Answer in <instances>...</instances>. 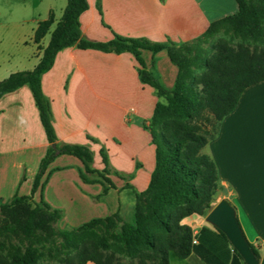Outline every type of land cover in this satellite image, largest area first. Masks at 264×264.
<instances>
[{
	"label": "crops",
	"instance_id": "obj_1",
	"mask_svg": "<svg viewBox=\"0 0 264 264\" xmlns=\"http://www.w3.org/2000/svg\"><path fill=\"white\" fill-rule=\"evenodd\" d=\"M81 15L82 37L109 41L114 34L146 37L155 42L181 44L201 36L213 21L238 11L237 0H88ZM100 2L102 11L98 8ZM68 0H0V81L11 73L32 70L41 61L53 30ZM55 14V22L40 43L39 23ZM5 40V41H4ZM146 67L168 89L179 69L166 49L143 50ZM43 90L51 100L54 125L60 140L84 144L94 153L93 167L103 170L101 150L106 149L114 185L97 173L81 177L82 161L69 154L50 164V177L33 194L63 211L62 229L79 227L95 218L120 213L134 219L135 192L145 191L155 168L156 148L149 128L156 90L142 82L139 64L130 52L62 49L54 66L43 76ZM50 143L40 119L32 89L24 85L0 98V204L17 193L32 195L35 176ZM219 173L218 203L228 199L236 208L243 231L264 255V80L247 87L236 106L219 125L206 146ZM108 191L104 193V187ZM207 215H191L197 239L187 258L170 257V264H231V252ZM87 264H94L88 262Z\"/></svg>",
	"mask_w": 264,
	"mask_h": 264
},
{
	"label": "trees",
	"instance_id": "obj_2",
	"mask_svg": "<svg viewBox=\"0 0 264 264\" xmlns=\"http://www.w3.org/2000/svg\"><path fill=\"white\" fill-rule=\"evenodd\" d=\"M237 2L235 14L213 21L198 38L176 44L116 33L105 42L84 38L80 17L89 8V1L68 0L38 65L32 70L13 72L0 81V98L24 85L30 86L50 143L35 176L32 195L17 193L9 202L0 204V235L23 234L27 241L24 247L12 246L6 255L5 242L0 240V264H170L172 253L180 258L192 253L194 230L183 220L211 211L220 188L217 165L203 149L217 135L220 122L236 108L243 91L264 80V0ZM98 8L102 11L100 2ZM54 22L55 14L51 11L36 28L37 43ZM221 28L234 29L250 43L235 45L219 40L212 54L206 56L202 44ZM75 44L81 49L132 53L139 64L142 82L152 86L164 100L156 103L149 125L156 148L155 168L148 188L135 192L134 219L127 221L120 213H114L79 227L56 230L52 223L63 218V211L43 199L39 203L33 200L37 190L43 191L51 174L50 164L56 157H78L83 163L84 181H91L88 173H97L110 185L114 183L109 175L124 177L113 170L106 149L101 150L105 168L97 170L89 146L64 142L56 132L52 103L43 90L42 80L54 66L58 53ZM164 49L179 69L171 89L147 69L142 56L143 50L155 54ZM193 68L204 70L190 82ZM107 191L105 186L104 193ZM91 227L103 229L100 239L84 237V231ZM216 229L213 232L202 228L200 237L211 233L222 238L226 251L231 252V264H246L227 235ZM250 244L256 256L262 258L258 248Z\"/></svg>",
	"mask_w": 264,
	"mask_h": 264
},
{
	"label": "water",
	"instance_id": "obj_3",
	"mask_svg": "<svg viewBox=\"0 0 264 264\" xmlns=\"http://www.w3.org/2000/svg\"><path fill=\"white\" fill-rule=\"evenodd\" d=\"M207 220L223 231L246 264H264V255L258 258L238 220L236 208L228 199H222L208 213Z\"/></svg>",
	"mask_w": 264,
	"mask_h": 264
},
{
	"label": "rangeland",
	"instance_id": "obj_4",
	"mask_svg": "<svg viewBox=\"0 0 264 264\" xmlns=\"http://www.w3.org/2000/svg\"><path fill=\"white\" fill-rule=\"evenodd\" d=\"M219 40H224L227 41L231 44H239V43H250V41L243 37L240 33H238L237 31H235L234 29H226V28H221L219 31H217L215 34H212L203 44V50L206 52V56H209L212 54L213 52V46L215 43H217ZM5 41V40H4ZM3 42V39L0 40V45ZM203 68H193L192 69V75L189 78L190 82L193 81L194 77L201 74L203 72ZM164 100V99H162ZM209 129H213V126L208 124ZM215 129V128H214ZM203 152L207 153V149L206 147L203 149ZM218 204V200L215 199L214 202V206ZM210 212V211H209ZM208 212V213H209ZM206 213V214H208ZM2 218L3 216L0 214V225L2 224ZM128 220V221H132ZM52 226L56 229V230H62V228L59 225V221L52 223ZM103 235V229L100 227H91V228H87L84 231V237L85 238H89V239H100ZM0 240H3L5 242V249H4V254H8L11 250H12V246H22L24 247L27 244V241L24 238L23 234H19V235H4L1 236L0 235ZM57 241H60V238H57ZM175 254L172 253V257H174Z\"/></svg>",
	"mask_w": 264,
	"mask_h": 264
},
{
	"label": "built area",
	"instance_id": "obj_5",
	"mask_svg": "<svg viewBox=\"0 0 264 264\" xmlns=\"http://www.w3.org/2000/svg\"><path fill=\"white\" fill-rule=\"evenodd\" d=\"M197 242H198L197 239L194 238V240H193V244H196Z\"/></svg>",
	"mask_w": 264,
	"mask_h": 264
}]
</instances>
